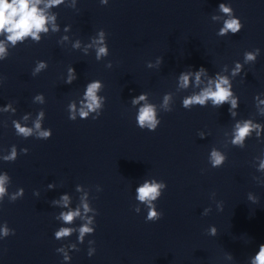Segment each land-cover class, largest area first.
I'll return each instance as SVG.
<instances>
[{"label":"clouds","instance_id":"9594fccd","mask_svg":"<svg viewBox=\"0 0 264 264\" xmlns=\"http://www.w3.org/2000/svg\"><path fill=\"white\" fill-rule=\"evenodd\" d=\"M43 2V0H0V35L7 34L6 39L11 44L15 45L17 41H23L26 37L31 36L34 40H39V33L47 32L48 28L46 24L49 20L55 19V17H48L45 15L44 11L38 7ZM108 0H101V3L106 4ZM63 3V0H47V3L44 5L45 8H50L53 6H57ZM219 10L228 15L230 18L224 22V26L219 30L218 35L223 36L227 33L231 32L232 34H237L240 32L242 28L241 22L231 16V8L224 3L219 4ZM215 19V17H213ZM53 30H57L56 27H53ZM104 32L101 31L99 33V39L93 41L94 44L97 45L96 48V58L99 60L101 57L107 56L108 48L104 45ZM74 47H79V41L74 45ZM260 49L256 48L254 52H246L245 53V63L248 61H254L256 56L259 54ZM6 55V46L4 41H0V59H3ZM111 64L109 63L108 67ZM151 67V65H148ZM46 64L43 62L38 63L35 73L41 71V69L45 68ZM241 69V65L237 64L235 70L233 71V75H235ZM206 70L203 67H200L195 73V84L198 86L201 83V75L205 74ZM68 79L67 83H71L76 77L74 75V69H68ZM193 76L192 72H181L179 75V87L187 88L189 86L190 77ZM231 85L229 79L225 76H221L219 74L216 75L215 79H209L208 85L200 90L198 94H193L191 96L186 97L183 100L182 106L191 110V107L194 105L205 106L208 101H211L214 107L223 106L225 103L230 104L229 112L235 116V112L233 109L237 108V99L233 97L232 91H230ZM101 89V83L99 81H93L87 85L85 92V99L87 101L79 109V116L82 119L88 117L89 112L96 111L101 108V98L97 96V92ZM36 101L40 103L44 102L43 95L38 94L35 97ZM170 100V96L166 95L164 97V106L167 108L168 102ZM258 100V104H264V100ZM141 101H146V95L141 94L138 97H134L132 99V104L137 105L140 104ZM11 108L10 105L5 106V110H9ZM71 114L69 116L70 120L75 121L76 112L75 105H70ZM87 109V111L85 110ZM261 114H264V109H259ZM15 111V109H12ZM44 112L41 111L35 122L34 128L21 126L19 122L13 121L15 131L17 135L23 136L25 138L32 136L33 131L35 129L39 138L43 140H48L52 136L51 129L49 130H41V120L44 118ZM100 114L94 116L92 119H98ZM27 119V116L24 117ZM138 126L140 129L147 128L149 131H155L157 129V125L161 122L156 119L155 106L152 104L145 103L143 106L139 108V113L136 117ZM255 131L257 135H259L261 131V125L254 124L250 120H245L243 122H237L234 130V138L232 143L234 145H239L241 148L244 147V140L246 137L250 136V134ZM23 153L27 154L28 149H22ZM17 156L16 148L13 146L9 155L4 156L3 159L5 161H15ZM225 155H223L220 151L213 149L210 153V163L213 168L221 167L225 162ZM260 168L264 169V160L260 163ZM8 182V175H0V200L3 199L4 195L7 193L6 184ZM49 187H53V185H49ZM165 188V184L163 182L157 183L155 181L147 182L142 186H139L136 189L137 199L141 202H144L148 205V214L145 218L146 222H156L160 220L163 216L162 212H157L155 210V206L152 204V201H155L161 195V189ZM79 190V188H78ZM23 196V189L18 190L16 194L11 197L12 201H15L17 197ZM54 204H62L64 207H67L69 203V197L64 195L60 198L59 201H53ZM82 206L84 213H88L91 211L89 208L86 197L82 198ZM138 213L139 209H135ZM208 211L207 209L205 210ZM81 217V211L77 208L75 211L69 210L67 212H61L59 218L65 224H71L74 218ZM83 218V217H81ZM92 223V219L89 217L87 219V223L79 228V239L82 242L85 234L92 233L94 229L89 227L88 225ZM2 234L4 236L9 235V229L5 226L2 230ZM212 234H215V229L213 228ZM73 232L72 228L61 227L58 231L55 232V237L57 239L67 237ZM14 234V233H13ZM91 243V242H90ZM74 248L75 245H72ZM58 252H62L63 249H57ZM92 252L89 251L88 256L91 257ZM64 259L68 260L69 257L67 254L64 255ZM252 264H264V244L260 245V251L257 253L255 258L252 261Z\"/></svg>","mask_w":264,"mask_h":264}]
</instances>
